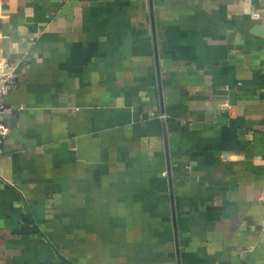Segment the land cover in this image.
Here are the masks:
<instances>
[{"label": "crops", "instance_id": "obj_1", "mask_svg": "<svg viewBox=\"0 0 264 264\" xmlns=\"http://www.w3.org/2000/svg\"><path fill=\"white\" fill-rule=\"evenodd\" d=\"M5 72L0 264H264V0H0Z\"/></svg>", "mask_w": 264, "mask_h": 264}, {"label": "built area", "instance_id": "obj_2", "mask_svg": "<svg viewBox=\"0 0 264 264\" xmlns=\"http://www.w3.org/2000/svg\"><path fill=\"white\" fill-rule=\"evenodd\" d=\"M17 86L16 76L10 72H5L0 78V143L8 136V129L2 124L1 118L5 108V97ZM165 173H163V176Z\"/></svg>", "mask_w": 264, "mask_h": 264}, {"label": "water", "instance_id": "obj_3", "mask_svg": "<svg viewBox=\"0 0 264 264\" xmlns=\"http://www.w3.org/2000/svg\"><path fill=\"white\" fill-rule=\"evenodd\" d=\"M175 233V232H174ZM176 249L178 250V246H177V242H176ZM178 264H180V262H179V259H178Z\"/></svg>", "mask_w": 264, "mask_h": 264}]
</instances>
